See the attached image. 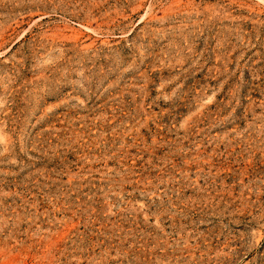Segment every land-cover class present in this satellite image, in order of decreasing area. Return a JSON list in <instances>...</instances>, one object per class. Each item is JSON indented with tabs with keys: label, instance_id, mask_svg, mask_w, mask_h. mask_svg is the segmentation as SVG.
Here are the masks:
<instances>
[{
	"label": "rangeland",
	"instance_id": "obj_1",
	"mask_svg": "<svg viewBox=\"0 0 264 264\" xmlns=\"http://www.w3.org/2000/svg\"><path fill=\"white\" fill-rule=\"evenodd\" d=\"M0 264H264V0H0Z\"/></svg>",
	"mask_w": 264,
	"mask_h": 264
}]
</instances>
